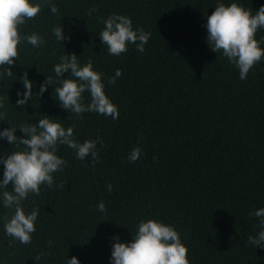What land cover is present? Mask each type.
Wrapping results in <instances>:
<instances>
[{
    "label": "trees",
    "instance_id": "16d2710c",
    "mask_svg": "<svg viewBox=\"0 0 264 264\" xmlns=\"http://www.w3.org/2000/svg\"><path fill=\"white\" fill-rule=\"evenodd\" d=\"M30 2L42 10L19 33H36L45 44L34 48L22 40L18 60L10 66L13 76L0 69V112L7 114L0 131L14 127L22 137V124L47 115L65 129L73 127L78 142L102 139L103 145L97 143L94 163L91 155L81 161L72 149L58 145L56 154L67 166L52 174V188L43 184L39 196L30 193L22 202L26 214L38 209L30 244L6 234L4 217L10 219L14 210L3 206L5 189H0V264H66L73 256L80 264H110L113 237L130 243L139 222L148 219L178 231L189 264H264V248L248 242L261 230L249 213L264 208V58L241 80L234 64L210 50L205 27L218 3L235 2L254 15L264 0ZM93 7L97 11L89 15ZM112 14L131 18L134 30L151 34L143 53L134 44L120 56L108 53L98 35L104 25L97 21ZM57 25L70 39L56 40L52 29ZM261 37L264 29L256 33L258 41ZM66 54H75L81 66L91 60L93 70L103 74L118 119L89 112L80 119L60 106L54 66ZM117 69L122 75L109 84ZM25 72L33 94L20 107L17 92L25 91L19 79ZM47 76L54 83L38 96ZM83 97L90 101L89 93ZM135 147L141 156L130 162ZM19 150L23 146L0 139V154ZM101 201L104 213L97 208Z\"/></svg>",
    "mask_w": 264,
    "mask_h": 264
},
{
    "label": "clouds",
    "instance_id": "9594fccd",
    "mask_svg": "<svg viewBox=\"0 0 264 264\" xmlns=\"http://www.w3.org/2000/svg\"><path fill=\"white\" fill-rule=\"evenodd\" d=\"M50 12L55 15L58 8L48 5ZM41 4H33L30 0H0V69L3 75L12 77L11 67L19 57L18 45L22 40L34 48H40L45 44L44 37L32 33L21 36L19 27L26 20L34 19L41 12ZM96 8L89 9L92 15ZM104 28L99 32V37L110 55L120 56L128 50L129 44H134L136 50L143 53L144 46L148 43L150 33L142 28L133 29L131 18L112 14L106 19L97 21ZM207 30L206 42L210 50L222 54L229 62L239 69V78L244 80L250 69L264 58V37L258 41L255 36L258 30L264 29V5L255 14L246 10L243 6L233 2L230 5L218 3L210 16H207L205 25ZM52 33L58 42L70 39L64 34L61 25L54 26ZM57 86L53 89L60 106L82 119V113H97L110 116L113 120L119 118L118 107L106 95L105 85L102 81V73L93 70V63L89 60L84 66L78 62L75 54L62 55L60 62L54 66ZM68 73V78L62 79ZM122 75L117 69L115 75L108 80L114 85L116 79ZM25 91L17 92L16 104L23 107L31 99L33 83L27 77V72L19 78ZM54 83L53 78L47 76L40 85L38 96H42L48 86ZM90 95V101L84 102L83 94ZM4 107L0 98V108ZM6 113L0 112V120L6 118ZM49 116L38 120L34 124H22L19 130L22 137L15 135L17 129L5 128L0 131V139H6L9 145L23 146V150L12 151L10 154H0V164L3 165V179L0 180L3 206L13 209V215L9 219L4 217V229L6 234L21 244H30L32 233L36 231L35 221L38 217V209H33L26 214L22 202L29 194L40 195V186L46 184L49 188L54 185L53 173L62 171L67 162L56 153L58 145H65L75 152L76 158L84 161L91 155V162L98 161L99 155L97 143L103 145L101 140H85L83 143L74 139L73 127L65 129L61 123L50 120ZM141 156V149L135 147L128 155L130 162H135ZM11 185V191L6 189ZM63 186L62 184L60 185ZM108 192L112 191V185H107ZM98 211L106 212V206L101 201ZM259 220L261 229L256 236H249L248 242L255 248H264V208L249 213ZM110 264H189L188 249L182 243L180 234L171 225H165L154 219L141 220L138 229L130 243L120 242L119 236L113 237ZM49 246L52 241H49ZM44 255L41 253V256ZM40 259V256L36 257ZM66 264H80L77 257L66 260Z\"/></svg>",
    "mask_w": 264,
    "mask_h": 264
}]
</instances>
